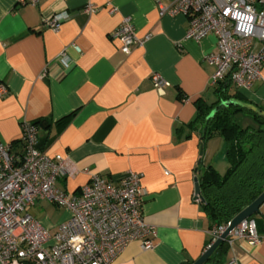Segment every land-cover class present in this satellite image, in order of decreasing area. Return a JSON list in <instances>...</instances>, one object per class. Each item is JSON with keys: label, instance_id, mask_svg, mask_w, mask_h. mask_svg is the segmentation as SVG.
Wrapping results in <instances>:
<instances>
[{"label": "crops", "instance_id": "0c3cea01", "mask_svg": "<svg viewBox=\"0 0 264 264\" xmlns=\"http://www.w3.org/2000/svg\"><path fill=\"white\" fill-rule=\"evenodd\" d=\"M110 2L114 12L105 0H0V84L8 89L0 97V138L20 154L22 122L45 119L37 124L38 147L68 157L70 173L57 180L66 191H79L92 174L119 183L129 171L142 173L144 215L156 229L153 247L132 241L111 264H192L211 240V221L195 198L198 169L212 165L223 174L229 166L224 138L203 139V126L192 125L196 100L217 99L215 68L205 59L217 49V37L186 39L188 17L161 15L157 0ZM89 3L97 8L92 14L85 11ZM62 12L69 18L58 29L44 24ZM126 15L144 39L129 53L112 37ZM64 49L72 62L67 71L57 61ZM153 74L167 81L161 90ZM230 92L264 105V65L250 88L231 82ZM237 121L254 124L245 114ZM41 201L29 207H43ZM57 208L65 211L63 221L70 216ZM253 215L261 241L234 238L219 259L210 260L216 249L206 263L264 264V202ZM60 223L42 224L54 233Z\"/></svg>", "mask_w": 264, "mask_h": 264}, {"label": "built area", "instance_id": "2783aa9c", "mask_svg": "<svg viewBox=\"0 0 264 264\" xmlns=\"http://www.w3.org/2000/svg\"><path fill=\"white\" fill-rule=\"evenodd\" d=\"M35 3L37 0H30ZM160 14L182 13L189 19L185 38L200 41L209 34L217 37V49L205 59L214 66L211 85L230 80L238 87L250 88L262 76L264 65V0H157ZM114 12L110 0H105ZM97 10L89 3L85 11ZM69 18L62 12L44 18V24L58 29ZM129 53L144 39L137 35L132 18L124 16L112 34ZM71 46L78 52L80 47ZM58 63L64 71L72 62L67 49L62 50ZM45 70L42 75L45 74ZM154 86L161 90L167 81L153 74ZM8 92L0 84V97ZM22 152H12L10 143L0 138V264H111L132 241L144 249L153 247L155 226L144 215L142 173L129 171L119 183L92 174L79 191L60 188L57 180L70 173V162L62 154L51 155L37 143V125L22 122ZM197 201L199 196L195 195ZM37 200H48L70 212L54 233L27 211ZM229 224V223H228ZM228 224L214 225L206 250L221 236ZM243 238L258 244L261 237L256 220L244 219L227 237ZM208 264V263H204ZM223 264H239L231 259Z\"/></svg>", "mask_w": 264, "mask_h": 264}, {"label": "trees", "instance_id": "16d2710c", "mask_svg": "<svg viewBox=\"0 0 264 264\" xmlns=\"http://www.w3.org/2000/svg\"><path fill=\"white\" fill-rule=\"evenodd\" d=\"M230 88V80L221 81L214 87L217 97L214 102L197 99V115L192 123L203 126V139L216 134L224 138L229 163L223 174L212 165L198 169L199 203L211 221V228L228 224L264 191V105L237 99ZM238 114L250 115L254 124L241 125ZM45 122L40 118L33 123ZM19 142L22 146L21 139ZM226 244L227 239L210 260L219 259Z\"/></svg>", "mask_w": 264, "mask_h": 264}, {"label": "water", "instance_id": "95a60500", "mask_svg": "<svg viewBox=\"0 0 264 264\" xmlns=\"http://www.w3.org/2000/svg\"><path fill=\"white\" fill-rule=\"evenodd\" d=\"M200 152H202V147ZM195 182V194L200 196V185L198 182V177H196ZM264 202V191L248 206L241 210L228 224L226 230L221 234V236L206 250L203 254L196 259L192 264H204L206 263L212 253L218 248L223 240L227 239L231 231L240 224L244 219L252 216L253 214L259 212L260 205Z\"/></svg>", "mask_w": 264, "mask_h": 264}, {"label": "rangeland", "instance_id": "374dc122", "mask_svg": "<svg viewBox=\"0 0 264 264\" xmlns=\"http://www.w3.org/2000/svg\"><path fill=\"white\" fill-rule=\"evenodd\" d=\"M42 203L43 207H29L27 210L33 214H36L42 223L49 222L53 225H57L61 220L63 221V213L65 212L64 210L57 208L48 200H43L41 201V204Z\"/></svg>", "mask_w": 264, "mask_h": 264}]
</instances>
